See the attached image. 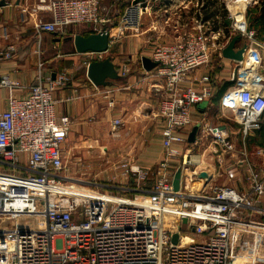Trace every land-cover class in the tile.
Returning <instances> with one entry per match:
<instances>
[{"label":"built area","instance_id":"built-area-1","mask_svg":"<svg viewBox=\"0 0 264 264\" xmlns=\"http://www.w3.org/2000/svg\"><path fill=\"white\" fill-rule=\"evenodd\" d=\"M217 1L221 21L217 14L206 16L208 0H128L115 27L110 7L101 0H42L35 7L49 14L33 22L37 37L45 31L61 39L66 27L81 23L96 33L105 27L109 46L114 31L138 32L145 15L156 20L148 30L155 32L152 74L165 84L157 112L162 155L152 171L123 163L135 183L127 189L134 192L130 196L76 186L62 174L63 144L72 121L68 114H57L61 99L53 97L55 89L71 82V71L39 77L28 87L2 75L0 86L9 96L0 111V264H235L238 254L245 263L264 262V145L250 152L225 128L207 123L197 140L188 143L185 135L194 109L215 90L209 68L214 55L234 63L231 87L220 105L230 110L243 136L264 123V42L246 19L247 8L259 0ZM234 36L244 40L241 60L222 54ZM14 50L13 44L0 47V61L10 59ZM103 52H83L84 66L101 61ZM200 68L206 73L191 79ZM127 71L124 67L121 74ZM24 87L25 94H14ZM201 139L208 144L192 157ZM228 168L241 175L240 190L215 183ZM178 169L181 177L183 171L207 176L187 189L185 175L175 191Z\"/></svg>","mask_w":264,"mask_h":264},{"label":"crops","instance_id":"crops-1","mask_svg":"<svg viewBox=\"0 0 264 264\" xmlns=\"http://www.w3.org/2000/svg\"><path fill=\"white\" fill-rule=\"evenodd\" d=\"M2 1L4 4L0 5V47L13 44L15 50L10 59L0 61V77L7 75L28 87L39 77L44 79L53 76L55 72L70 70L71 82L63 90L55 89L53 97L61 99L55 106L57 114H68L71 118L72 123L67 137L73 148L86 146V153L90 156L86 160H92L99 166L96 173L100 177H119L122 170L118 168V163L125 161L151 171L162 155L160 145L162 120L157 116V112L165 84L162 78L153 76L154 67L149 70L143 67L141 58L150 59L155 32L149 31L148 27L156 20L145 15L138 32L125 30L123 33H114L116 36L114 42L103 52L101 60L111 67L103 83L95 85L86 75L87 68L85 66L82 68L79 66L80 63L78 64L81 60L77 59L83 53H77L73 42L65 40L66 37L80 32H69L68 26L67 33L61 39L54 33L45 31L37 37L33 22L37 18H49L47 11L35 8L42 0ZM127 2L128 0H101L102 6L110 7L109 15L113 18L114 24ZM208 2L205 14L208 17H215L219 3L217 0ZM22 9H26V13L21 12ZM243 43L244 40L240 39L236 43L237 49L242 47ZM39 62L43 64L41 68H38ZM68 62L70 64H66ZM233 65L230 60L213 56L209 68L211 76L215 79V90L210 100L194 109L193 125L185 133L188 143L200 137L201 127L207 123L225 128L236 144L242 145L243 141L250 152L264 145V123L243 136L230 110L220 105L221 96L231 87L229 76ZM124 67H127L128 71L122 75ZM214 67H218L217 71ZM206 70L203 68L195 70L189 77L198 79ZM25 87L14 90V94L17 96L25 94ZM8 96V89L0 86V111L6 108ZM67 97L73 99L64 100ZM109 99L113 100L112 105H108ZM114 125L118 128H114ZM191 133L192 141H189ZM207 144L208 141L197 144L192 157H197ZM182 173L180 180L185 181L183 177L187 171ZM120 181L122 180H118ZM239 183L233 182L232 186L240 190L243 182ZM150 185L151 182L145 183L146 187ZM260 198L264 202V193ZM263 202L261 205H264ZM236 256L238 258L235 264H251L243 262L239 254Z\"/></svg>","mask_w":264,"mask_h":264},{"label":"rangeland","instance_id":"rangeland-1","mask_svg":"<svg viewBox=\"0 0 264 264\" xmlns=\"http://www.w3.org/2000/svg\"><path fill=\"white\" fill-rule=\"evenodd\" d=\"M217 16L220 18L219 20L221 21L222 16L220 14L219 9H217ZM115 24H114V27L116 26ZM90 30H91V27L88 24L80 23L78 25H71L69 27V32L84 33ZM114 33H116V31H114ZM77 60L78 61L81 60L80 62H78V64L80 63L79 66L81 65L82 68H84L83 62L86 60L85 56L81 55V57ZM66 64H70V62ZM57 68L58 66L56 67V69ZM113 127L116 128L117 126L114 125ZM126 129L128 128L126 127ZM238 144L239 143H237V145ZM86 150H87L86 146H84L83 148H77V146L76 148H73V145L70 143L69 138L67 137L65 143L63 144V151H64L63 162L65 164V168H64V171H62V174L64 175V177H66L67 181L74 183L76 186H82V187L92 186L96 190L107 191L109 194H113V195L130 196L131 194L134 193L131 191L127 192L128 188H133L135 186V183L132 181V179L126 176L124 173L125 167L123 166V163L128 164V162L125 161V162L118 163L119 165L118 168H121L122 170L121 172H119V174L121 173L119 177H115V176L108 177V178L100 177L99 174L96 173L97 171L96 169L99 166L96 165L95 162H92V160H89V161L86 160L88 157H90L86 153ZM237 172L238 171H234V170L222 171L220 175L215 177L214 181L215 183H218V184H227V185L232 186L233 182L239 183L238 181H241V175L236 174ZM197 177L202 178L197 175L196 176L195 175L189 176V174L187 175V179L185 181L187 189H193L194 187L197 186V184L200 181V179H198ZM118 180H122L123 182L122 181L118 182ZM152 180H153L152 175H150L148 179L145 181V183L148 184L152 182ZM186 233L190 234L191 232L188 231Z\"/></svg>","mask_w":264,"mask_h":264},{"label":"water","instance_id":"water-1","mask_svg":"<svg viewBox=\"0 0 264 264\" xmlns=\"http://www.w3.org/2000/svg\"><path fill=\"white\" fill-rule=\"evenodd\" d=\"M4 4V1H0V5ZM65 40H71L73 42L74 48L76 49L77 53H83L86 51H96V52H102L107 51L109 47V34L105 30V27L101 29V31L92 32L87 35L83 34H73L65 38ZM239 37L234 36L233 39H231L225 48L222 50V54L226 58H230L233 60H241L242 59V52L245 47V44L242 45L239 49L236 48V43L238 42ZM142 65L145 69L149 70L156 66V63L151 61L147 57L141 58ZM109 64L104 63L101 61H94L91 62L87 67L86 75L89 78V80L97 85L101 84L104 81L105 76L108 73L109 70ZM54 77V74H53ZM189 141H192V133L189 136ZM199 177H206L205 172H201L198 175ZM181 179V170L178 169L172 180L173 189L177 191L180 187V180ZM183 222H186V219H183ZM177 233H174L172 235V242H177Z\"/></svg>","mask_w":264,"mask_h":264},{"label":"trees","instance_id":"trees-1","mask_svg":"<svg viewBox=\"0 0 264 264\" xmlns=\"http://www.w3.org/2000/svg\"><path fill=\"white\" fill-rule=\"evenodd\" d=\"M258 5L251 6L246 10V19L248 27L255 32V37L258 41L264 42V0H259ZM224 14V12H223ZM224 25H228L229 21L227 19L223 20ZM67 28V27H66ZM67 33L66 29L63 36ZM92 33V31L84 32L83 35ZM218 67H214L217 71Z\"/></svg>","mask_w":264,"mask_h":264}]
</instances>
